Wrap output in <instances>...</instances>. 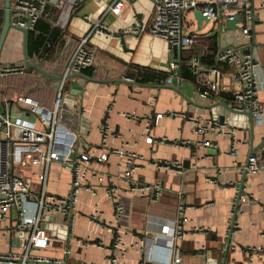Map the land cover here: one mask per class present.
Listing matches in <instances>:
<instances>
[{
  "label": "crops",
  "instance_id": "1",
  "mask_svg": "<svg viewBox=\"0 0 264 264\" xmlns=\"http://www.w3.org/2000/svg\"><path fill=\"white\" fill-rule=\"evenodd\" d=\"M113 1L79 0V4L73 8L69 6L61 9L56 4L57 0H50L41 21L59 31V35L55 39L54 36L50 37L53 40L48 43L49 49L41 56L29 57L27 47L28 58L33 64H38L53 75L64 76L80 40L88 37L95 23L101 21L105 24L110 36L92 33L88 37L95 62L82 70L90 79L84 80L81 94L70 95L66 81L48 77L28 66L26 74L11 76L25 77L17 80L18 85H13L14 89H18L15 91L18 92L17 96H4L0 90V101L13 103L15 115H27L24 105L20 104L16 109L13 100L19 95H30L51 108L64 82L61 115L74 127L77 117L81 116L79 123L84 126L83 146L85 151L94 156L91 169L108 174L125 195L126 220L123 223L128 226L124 238L126 245L115 247L113 251L119 264H137L144 255V231L160 233L165 224L179 216L180 204L184 205V215L189 218L184 226L183 237L177 240L184 264H206L207 257L201 255L203 247L208 257L216 264H222L234 216L236 223L225 264H264L259 256L244 251L249 247L264 246V173L244 172L252 151L257 149V153L264 150V117L261 123L255 121L252 127L245 115L231 112L219 103L224 102L233 107L234 93L240 88L234 67L230 64L221 65L224 71L221 79L222 95H201V88L208 87V80L214 76L205 69L197 73V69L189 65L188 59L204 48L203 57L211 62L206 64L201 56L202 64L212 65L213 52H209L207 46L202 44V38L213 37V30L198 35L191 49L171 50L165 40L149 31L154 15V4L150 0H123L125 6L120 15L111 11ZM200 1L202 4L205 2ZM262 1L255 0V4H261ZM0 9H3L5 17V0H0ZM77 9H80L78 15L71 18L72 12ZM255 20L253 47L260 57L257 81L262 96L264 9L257 10ZM137 21L144 24V31L139 34L132 32L138 25ZM206 22H202L201 29L197 23V31L207 27ZM36 28L29 31H37ZM129 28L132 31L128 32ZM223 37L228 42L234 40L240 46L246 44L238 32H226ZM24 43L25 33L11 28L2 50L0 68L12 63L27 64ZM172 61L179 64L176 70L170 67ZM183 64L190 66L193 77L195 75L194 80L181 75ZM161 74L165 76L161 77ZM40 84L49 88L36 90L35 87ZM29 87H32V91L28 90ZM168 112H187L203 119L218 120L225 124L226 132L211 130L200 136L190 122L178 116H169ZM124 113L135 114V117H127ZM158 113L165 115L156 120ZM102 122L110 125L111 135L106 146L109 159L100 163L97 157L101 154L102 136L98 127ZM148 136L153 137V143L147 141ZM185 140L191 143H182ZM205 140L211 141L213 146H204ZM120 148L144 157L137 160L140 167L135 171V177L146 183L161 182L165 191L159 201L152 202L148 195L125 193L128 184L122 178L124 161L112 152ZM166 160H179L185 173L159 168L158 164ZM216 166L222 169L220 173L215 171ZM38 168L31 166L29 169ZM213 177L218 179V184L210 180ZM71 179L70 165L54 162L50 167L47 189L54 194L65 195L70 190ZM89 180L96 191L92 193L85 187L80 190L72 234H66L58 225L45 223L44 229L50 237L49 246L36 249L32 254L51 259L61 258L66 264H106L105 258L109 252L99 248L96 242L113 245L115 234L108 224L114 221V206L105 196L106 184L99 183L92 175H89ZM242 183V194L246 200L239 203L235 215L237 195ZM95 205L101 210L98 223L90 220ZM18 218V210L13 207L0 221V253L23 252L25 235L16 230ZM51 219L57 223L64 220L61 215ZM195 226L211 230L195 232ZM84 241L92 243L84 246ZM67 250L68 256L65 255ZM27 264L45 263L30 261Z\"/></svg>",
  "mask_w": 264,
  "mask_h": 264
},
{
  "label": "built area",
  "instance_id": "2",
  "mask_svg": "<svg viewBox=\"0 0 264 264\" xmlns=\"http://www.w3.org/2000/svg\"><path fill=\"white\" fill-rule=\"evenodd\" d=\"M150 1L154 4V15L149 24V31L154 36L165 40L171 50L174 48L191 49L196 43L198 33L190 30L188 20L186 21L184 16L186 11L195 13L199 10L208 19L206 25L213 23L211 30L216 33L218 48L214 53L212 65L202 64L201 56L204 55V48L199 53H193L188 59L189 65L197 69V73L205 69L214 76L213 79L208 80V87L201 88V95L203 97L220 96L223 91L221 79L224 74L221 65L230 64L234 67L240 83V88L234 93L233 108L239 112L251 111L255 121L261 123L264 117V93L262 96L259 94L257 70L260 66V57L253 43L255 42L256 13L258 9H264V0L258 5L255 4V0H205L204 4L200 0ZM48 4L50 0H12L13 24L27 31L33 30L44 17ZM56 4H59L61 9L69 6L73 8L75 4H79V0H57ZM112 4L111 11L120 15L125 6L124 1L114 0ZM239 17L241 19L237 20L235 29L226 30L224 28L226 20ZM137 23L133 31L132 28L127 31L136 34L144 31V24L141 21ZM221 26H223L222 29H220ZM224 32H238L246 44L240 46L234 40L228 42L223 37ZM92 33L111 35L108 27L101 21L95 23L88 37ZM88 37L82 38L78 43L64 75L82 72L83 69L94 64L95 54L89 47ZM178 66L177 61L170 63L172 70H176ZM28 68L25 62L8 64L0 68V77L24 75ZM63 86L64 82L60 85L54 106L51 108L42 105L30 95H20L15 98L13 101L16 109L20 104L24 105L27 115H15L13 103L0 101V221L9 209L17 208L19 218L16 230L21 231L23 236L25 235L23 252L0 253V264H27L30 261L66 264L61 258L51 259L34 255L32 252L49 246L50 237L44 229L43 224L45 223L58 225V228L64 230L66 234H72L73 216L80 190L85 187L92 193L96 191L91 186L89 175L96 178L99 183L106 184L105 196L112 201L114 206V221L108 224L115 234L114 243L106 245L103 241L96 242L99 248L109 252L105 258L106 264H119L113 256L114 248L126 245L124 238L127 235L128 226L123 223L126 220L125 195L120 192L108 174L91 169L94 156L85 151L83 146L84 126L79 123L81 116L77 117L74 127L68 124L66 118L60 113L64 100ZM82 115H84V110H82ZM124 115L135 117V114L131 113H124ZM164 115V113H158L156 120ZM167 115L187 120L200 136H204L211 130L219 133L226 132L225 124L215 119H203L187 112H168ZM98 128L102 136V145L101 154L97 160L102 163L109 159L106 146L111 135V127L107 122H102ZM147 141L153 143L154 139L148 136ZM182 143L190 144L191 141L185 140ZM203 145L210 147L213 143L205 140ZM112 152L124 161L122 178L128 184L125 193L148 195L152 202L159 201L165 191L163 184L159 181L146 183L135 177V171L140 167L137 160H142L144 157L123 148L114 149ZM54 162L71 167V186L65 195H57L47 189L50 167ZM31 166L39 168L30 170ZM158 167L185 173V168L179 160H166L159 163ZM245 169L251 174L264 173V150L251 154ZM215 171L220 173L222 169L216 166ZM210 180L218 184L217 178L213 177ZM179 196L182 197V194L179 193ZM245 200L246 196L242 194L240 202ZM178 210L179 216L165 224L160 233L152 234L149 230L144 231L146 236V241L142 244L144 255L137 264H184L177 240L183 237L184 226L189 218L184 215V205L180 204ZM58 215L63 216V222L57 223L51 219ZM100 215L101 210L98 205H95L90 220L98 223L101 220ZM235 223L236 218L234 223L233 220L231 221L230 232L232 233ZM193 230L209 232L211 229L195 226ZM91 243V241H84L83 245L87 246ZM205 249L203 247L201 255L207 257L206 264H216L208 257ZM244 251L251 252L264 261V246L249 247ZM65 255H69V250L65 251Z\"/></svg>",
  "mask_w": 264,
  "mask_h": 264
},
{
  "label": "water",
  "instance_id": "3",
  "mask_svg": "<svg viewBox=\"0 0 264 264\" xmlns=\"http://www.w3.org/2000/svg\"><path fill=\"white\" fill-rule=\"evenodd\" d=\"M83 4H85V1H84ZM79 11H80V9H77L74 12H72L71 18L74 17V16H77ZM220 17H222L221 14H220ZM195 19L197 20V23H198V26H199L200 29L203 27L202 26V22L204 20L208 21V19L205 18L204 14L201 11H199V10L195 11ZM239 19H241V18L239 17V18H235V19H232V20H226L224 28L226 30L235 29L236 26H237V20H239ZM11 28L20 29V30H22L25 33L24 52H25L27 65L30 68H34V69L38 70L41 74L46 75L48 77L58 78V79L63 80L64 82L66 81L67 82V87H66L67 88V92L70 95H72V96H77V95H79V94H81L83 92L84 80H87V79L89 80L90 78H88L82 72L70 73V74H67V75H64V76H56V75H53V74L47 72L46 70L41 68L38 64H33L30 61V59L28 58V55H27V33L28 32H27V30L22 29V28H18V27H16L13 24V22H12V0H5L4 24H3V28H2V30L0 32V59H1L2 50L4 48L7 36L9 34V31H10ZM222 28H223V26H221L220 29H222ZM211 36H215V33L211 34ZM219 103L224 105L231 112H234V113L238 112L237 114L245 115L248 118V120L250 122V125L253 127V125L255 123V119H254V115H253V113L251 111L239 112V111L235 110L232 106H229L228 104H226L224 102H219ZM221 120H223V118ZM256 151H257V149H254V151H252L251 154H254ZM72 155H74V154L72 153ZM244 172L246 174L247 170L245 169ZM243 189H244V183H242L240 185L239 192H238V195H237L235 215H236L237 210H238V206H239V203H240L241 195L243 193ZM234 221H235V216L233 217V223H234ZM231 236H232V231L230 232V236L228 238V243H227V246H226V249H225V255H224V259L222 261V264L226 263V258H227V255H228V252H229L230 243H231ZM148 264H151V263H148Z\"/></svg>",
  "mask_w": 264,
  "mask_h": 264
},
{
  "label": "trees",
  "instance_id": "4",
  "mask_svg": "<svg viewBox=\"0 0 264 264\" xmlns=\"http://www.w3.org/2000/svg\"><path fill=\"white\" fill-rule=\"evenodd\" d=\"M41 20L37 23V26H36L37 31H29V34H28V46L27 47H28L29 57H32L33 55H36V56L43 55L47 51V49H49L48 43L52 42L53 38L55 39L56 36L59 35V31H56L55 29H51V27L48 24L42 23L43 21ZM3 22H4V11L3 9H0V31L2 29ZM51 36H54V37L50 40ZM217 48L218 46L215 42L212 45L207 46V49L209 52L211 50L214 51L212 54V59L214 57V53L216 52ZM203 59L205 58L203 57ZM207 60L205 61L206 64H208V62H211L209 59ZM181 75L191 80L195 79L194 78L195 75L193 77V73L191 72L190 66L186 64L182 65ZM160 76L164 77L165 75L161 74Z\"/></svg>",
  "mask_w": 264,
  "mask_h": 264
},
{
  "label": "rangeland",
  "instance_id": "5",
  "mask_svg": "<svg viewBox=\"0 0 264 264\" xmlns=\"http://www.w3.org/2000/svg\"><path fill=\"white\" fill-rule=\"evenodd\" d=\"M184 16H185V20L186 21L188 20L190 30L191 31H197L198 30V26H197V22L195 20L194 12L193 11H186L184 13ZM212 27H213V23H210V24L207 25V27H205L202 30H200V32L197 31V33H198V35L204 34V33L208 32ZM225 33L226 32H224L223 34H225ZM216 39L217 38L215 36H213V37L204 36L202 38V41H203L202 44H205L206 46H208V45L210 46L214 42L217 44ZM211 52H214V51L211 50ZM5 78L6 77H3L0 80V90L2 91V95L7 96V97L8 96H12V97L17 96L18 92H15V91H18V89L17 90L14 89L13 85H18L17 80H23L25 77L17 76V77H11V78H8V79H5ZM40 83H42V82H40ZM11 87H13V90L11 89ZM31 88L32 87H29L28 90L32 91ZM48 88L49 87H47V85H41V84L37 85L35 87L36 90H45V89H48ZM12 91H14L15 93L12 92ZM4 98H6V97H4Z\"/></svg>",
  "mask_w": 264,
  "mask_h": 264
}]
</instances>
